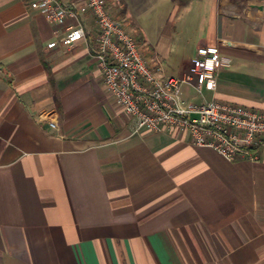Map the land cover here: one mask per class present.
<instances>
[{
	"label": "crops",
	"instance_id": "1",
	"mask_svg": "<svg viewBox=\"0 0 264 264\" xmlns=\"http://www.w3.org/2000/svg\"><path fill=\"white\" fill-rule=\"evenodd\" d=\"M164 1L203 21L170 72L141 33L147 62L179 76L215 45L214 90L180 96L264 109V0ZM29 2L0 0V264H264V147L230 161L178 127L136 131L84 40L47 46L79 18L94 42L93 19Z\"/></svg>",
	"mask_w": 264,
	"mask_h": 264
},
{
	"label": "built area",
	"instance_id": "2",
	"mask_svg": "<svg viewBox=\"0 0 264 264\" xmlns=\"http://www.w3.org/2000/svg\"><path fill=\"white\" fill-rule=\"evenodd\" d=\"M32 9L49 22L88 14L96 28V39L82 19L67 27L59 41L70 46L80 40L87 43L96 59L106 89L113 95L120 111L133 119L135 130L159 132L163 127L186 130L191 143L206 146L230 161H258L264 147V109L232 105L214 98L201 102L180 96L184 83L198 93L214 90L216 70L222 64L215 45H199L190 59V67L179 76H162L160 67L151 65L143 55L136 36L127 31L109 12L105 0H30ZM54 127L55 123L50 122Z\"/></svg>",
	"mask_w": 264,
	"mask_h": 264
},
{
	"label": "rangeland",
	"instance_id": "3",
	"mask_svg": "<svg viewBox=\"0 0 264 264\" xmlns=\"http://www.w3.org/2000/svg\"><path fill=\"white\" fill-rule=\"evenodd\" d=\"M109 12L127 31L137 37L136 28H140L148 43L165 53L162 65L168 72L180 59L189 55L195 36L200 31L203 19L198 7L177 14L179 3L164 0H105ZM126 1V2H125ZM187 2V0H182ZM210 1V0H209ZM201 13V12H200ZM142 45V43L140 42ZM163 50V51H162Z\"/></svg>",
	"mask_w": 264,
	"mask_h": 264
},
{
	"label": "trees",
	"instance_id": "4",
	"mask_svg": "<svg viewBox=\"0 0 264 264\" xmlns=\"http://www.w3.org/2000/svg\"><path fill=\"white\" fill-rule=\"evenodd\" d=\"M120 3H122L123 5H124V0H120ZM136 31V33H137V37H136V39L138 40V42H141L142 41V35H141V32L139 31V30H135Z\"/></svg>",
	"mask_w": 264,
	"mask_h": 264
}]
</instances>
